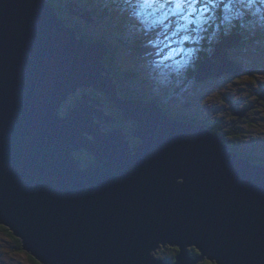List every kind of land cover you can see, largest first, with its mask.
Here are the masks:
<instances>
[{
    "label": "water",
    "instance_id": "obj_1",
    "mask_svg": "<svg viewBox=\"0 0 264 264\" xmlns=\"http://www.w3.org/2000/svg\"><path fill=\"white\" fill-rule=\"evenodd\" d=\"M74 5L70 14L94 21ZM241 38L223 35L195 79L242 72L227 53ZM108 53L50 0H0V224L41 264H264V164L157 100L122 96ZM83 87L104 93L134 131L97 129L95 113L99 125L115 119L85 93L61 115ZM167 245L173 262L153 254Z\"/></svg>",
    "mask_w": 264,
    "mask_h": 264
},
{
    "label": "rangeland",
    "instance_id": "obj_2",
    "mask_svg": "<svg viewBox=\"0 0 264 264\" xmlns=\"http://www.w3.org/2000/svg\"><path fill=\"white\" fill-rule=\"evenodd\" d=\"M62 1L59 0L61 3ZM137 1L139 3H135V6H132L133 2L129 4L130 8L126 13L125 10L121 12L124 8H113V19L110 20L112 24L88 23L75 15L72 20L87 35L107 39L113 43V47L114 44L117 45L114 59L117 69L123 73L122 79L126 76L123 80H127V90L134 88L151 96L157 95L163 104L170 107L171 112L190 114L210 122L216 128H209L210 131L223 136V141L227 139L236 143L238 149L246 153H258L261 161H264V27L245 19L239 8L234 7L242 0H204L201 5L198 0ZM260 4L264 6L262 0ZM116 5L118 4L113 3L112 7ZM147 6H150L151 11L146 10ZM209 6H223L221 8L225 10V17L220 19V24H225V29L240 25L246 31L243 41L227 48L229 57L242 67V72L193 80L187 77V71L193 59L198 57L197 42L200 38L204 39V36L207 43L216 41V35L220 32L218 28H214L209 35L206 33L209 21L204 9ZM120 13V16L117 15ZM64 14L70 16L68 11ZM124 14H127V20H124ZM118 18L123 21H118ZM116 23H122V28L127 31L124 37H129V41L124 37L122 42L110 39L112 27ZM214 49L215 45L207 48L208 55ZM174 66H185L187 70L182 75H177L172 71ZM128 71L131 73H127ZM112 76L117 78L113 73ZM82 93L106 100L101 91L96 92L91 87L79 88L62 103L60 114L63 115L72 108L78 101L76 97L81 99ZM112 104L113 102L101 108L115 122L113 125L111 122L101 123L100 128L106 126L102 129L116 125L118 118L119 124L124 123L120 109ZM243 110L245 114L238 115ZM93 120L99 122L95 116ZM131 121L123 125L126 130H131ZM129 137L133 136L126 138ZM85 153L84 149L76 151L75 155L85 157ZM3 226L0 224V264H36L28 252L16 246ZM173 248L175 247L168 245L160 247L153 254L159 259L167 260V257H171ZM205 260L207 259L197 264Z\"/></svg>",
    "mask_w": 264,
    "mask_h": 264
},
{
    "label": "trees",
    "instance_id": "obj_3",
    "mask_svg": "<svg viewBox=\"0 0 264 264\" xmlns=\"http://www.w3.org/2000/svg\"><path fill=\"white\" fill-rule=\"evenodd\" d=\"M50 1L57 8V11H58L60 17L64 21H66V23L68 25H72V26H74L76 28V30H77V32H78L80 37H84L85 39L90 40V41L102 40L108 45L109 53L105 57L104 62L106 64V66L112 70V73L114 74V76L115 77L117 76L115 81L118 83V88H119V92H120L121 95H123L124 97H138V98L146 99V100L155 99L158 102H160V104H162L161 100L159 99L160 97L157 96V95H152L151 96V95H148L147 93H145V91H138V89L135 90L134 88H132L130 90H127L125 88V83L127 82V80H123V79L126 78V76H123L124 78L122 79V74L123 73L117 69V65H116V62H115V59H114V54H115L114 51H115V47H117V45L114 44V47H113V43H111L107 39L103 40V38H101V37H92L91 35H87L86 33H84L79 26L75 25L74 20H72V19H74L72 17L74 15L70 14V11H69V4L71 2H74V4L78 5V7H76L74 5V7H75L74 9L82 8V10L89 11V13L94 18L93 23L112 24V22L110 20L113 19L112 16H111L114 13V11L112 10L113 8L118 9V10H121L122 8H124V9L121 10V12H123V10H125V13H126V12H128L132 2H133L132 6H135V3H139L137 0H66V1L63 0L62 3L59 2V0H50ZM201 1L203 2L204 0H198L199 5H201ZM262 1L264 2V0H262ZM113 3L114 4H118V5L112 7ZM125 8H128V9H125ZM146 10L147 11H151L150 6H147ZM204 10H206V14H207L206 17H207V19L209 21V26H208V29H207L206 33L209 35L211 32L214 31V28H218L220 32H219L218 35H216V41L207 43V38L204 36V39L200 38V41L197 42L196 45H197V47H199L198 48L199 50L196 49V50H198V57L196 58V60H195V58L193 59L192 64L189 67V70L187 71V77L189 79H193V80H196L195 79V73H196V70H197L199 64L201 63V61L203 59L207 58L210 55V54L208 55V52L206 51V49L209 48V47H213L221 39V37L223 35H225L227 33H238V34H241L243 36L241 41H243V39H245L244 32H246V31H243L244 28L241 27L240 25H232L231 27H227V29H225V24H220V22H221L220 19L222 17H225L223 15V13L225 11L223 8H221L219 6H217V7L209 6L207 9H204ZM66 11L69 12V14H70L69 17H67L64 14ZM220 12H222V15L220 14ZM131 13L135 14V12H133V11H131ZM117 15L120 16L121 13L117 14ZM138 15H140V13H138ZM117 20L119 21V20H122V19L118 18ZM124 20H127V14L124 16ZM122 26H123L122 23L121 24L120 23H116L112 27L113 28L112 31H111L112 37H110V39L112 41H115V39L117 41L120 40V42L124 41L123 37H124V34L127 33V31L124 30L122 28ZM124 38L129 41V37L127 38L125 36ZM127 73L130 74L131 72L128 71ZM79 99H80V97H76V100H79ZM262 101L264 102V100H262ZM258 106H259V104H258ZM163 107L166 108V106H163ZM70 109H71V107L66 112H64L63 115L68 113L70 111ZM168 114L174 115L171 111H168ZM180 119H187V120H193L195 122H201V123L206 124V126L208 128H210L211 130H216V128L213 127L210 122L209 123L208 122H204L205 121L204 119L200 120V119H197V117H193V116H191L189 114L183 115V118H180ZM135 127H136V125H135ZM225 141L228 142L227 139ZM228 144L230 145L231 149L237 150L241 155L249 157V158H252V159H254L257 162H260V163L264 164V161H261L262 158H261L260 154H258V153H246L243 150L238 149V145L236 143L231 142V141ZM3 227H4L5 231H7V234L15 241L16 246L19 249L23 250L20 239L18 237H16L15 235H13L12 231L8 227H6V226H3ZM176 254H177V250H176V248H173V253H172L171 257H167V260L173 262L175 260ZM194 255L196 256L197 253L194 254ZM31 258L35 261L36 264H41L34 257L31 256ZM199 264H216V263L214 261H210V260L207 259V260H205V261H203V262H201Z\"/></svg>",
    "mask_w": 264,
    "mask_h": 264
},
{
    "label": "flooded vegetation",
    "instance_id": "obj_4",
    "mask_svg": "<svg viewBox=\"0 0 264 264\" xmlns=\"http://www.w3.org/2000/svg\"><path fill=\"white\" fill-rule=\"evenodd\" d=\"M104 94V93H103ZM104 96H105V98H106V95L104 94ZM123 96V95H122ZM100 101L102 102V106L103 107H105L107 104H111L112 102L111 101H109L107 98H106V100H104V98L103 97H100ZM111 102V103H110ZM113 105V104H112ZM162 105V107L163 106H166L165 104H161ZM164 108V107H163ZM102 109V108H101ZM166 111H167V113H168V111H171L170 110V107L169 106H166V108H164ZM103 110V109H102ZM174 115H171V116H173V117H176V118H178V119H180V118H183V115H186V114H184V113H181V112H179V113H174V112H172ZM240 113H243V115L245 114V111L243 110V111H241ZM96 114V113H95ZM95 114H94V116H95ZM102 114H104V111H102ZM190 115V114H189ZM96 116H97V114H96ZM101 116V115H100ZM98 117V116H97ZM193 117H195V116H193ZM110 118H112V120L114 119L113 117H110ZM119 118L117 119V121H116V125H114V126H111L109 129H102V128H100L99 127V123H97V121H95V123H96V125H97V129H99L100 131H110V130H112V129H114V128H118V127H122L123 128V130L126 132V133H132L133 131H134V129L136 128L135 127V125H136V122L134 121V120H132L131 121V125H132V128H131V130H126L125 129V127L124 126H122L121 124H119ZM124 120H125V118H124ZM181 120H187V119H181ZM191 121H193V120H191ZM205 122V121H204ZM199 123H201V122H199ZM206 125V124H205ZM126 139H128V140H130V143H131V146H133V145H136V144H138L139 143V139L137 138V137H135V136H133V137H129V138H126ZM226 142V141H225ZM230 141H228V142H226V143H229ZM82 150H84V149H82ZM85 157L84 156H81L80 155V160L82 161V163H83V165H88V164H90L92 161H93V156L85 149ZM177 250V249H176ZM190 252H191V255H193V256H195L194 254H196L197 253V251L194 249V248H191L190 249Z\"/></svg>",
    "mask_w": 264,
    "mask_h": 264
},
{
    "label": "clouds",
    "instance_id": "obj_5",
    "mask_svg": "<svg viewBox=\"0 0 264 264\" xmlns=\"http://www.w3.org/2000/svg\"><path fill=\"white\" fill-rule=\"evenodd\" d=\"M221 7H223V6H221ZM234 7L239 8V10L243 13L245 19L253 20L260 27H264V6H261L260 0H242V2H238L237 4H235ZM220 14L222 15V12H220ZM186 70H187V68L185 66H180V67L174 66L172 69V71L177 75H182ZM118 90H119V88H118ZM153 100H155V99H153ZM59 112H60V110H59ZM88 136H90V135H88Z\"/></svg>",
    "mask_w": 264,
    "mask_h": 264
},
{
    "label": "bare ground",
    "instance_id": "obj_6",
    "mask_svg": "<svg viewBox=\"0 0 264 264\" xmlns=\"http://www.w3.org/2000/svg\"><path fill=\"white\" fill-rule=\"evenodd\" d=\"M192 35V34H191ZM162 48V47H161ZM108 63V62H107ZM110 67V66H109ZM138 98V97H137ZM165 102V101H164ZM238 115H242L241 113H238Z\"/></svg>",
    "mask_w": 264,
    "mask_h": 264
}]
</instances>
